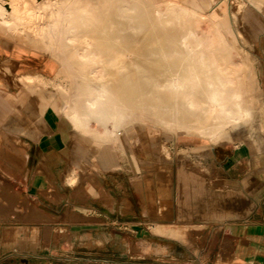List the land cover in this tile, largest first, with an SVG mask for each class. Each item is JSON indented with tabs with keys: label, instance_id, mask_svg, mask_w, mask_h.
<instances>
[{
	"label": "rangeland",
	"instance_id": "obj_1",
	"mask_svg": "<svg viewBox=\"0 0 264 264\" xmlns=\"http://www.w3.org/2000/svg\"><path fill=\"white\" fill-rule=\"evenodd\" d=\"M48 1L27 0L42 6L38 11L31 12L32 19L30 17L28 21L11 22L8 29L0 26V49L4 51H0V90L18 92L0 93L7 95L12 106L7 112L8 117H0V123L4 125V128L0 129V218L5 219L0 221V230L2 242L7 243L9 247L7 256L3 257L0 264H166L164 260L151 258L147 253L150 243L144 241L145 231L164 232L178 237L187 249L193 251L205 263L212 257V249H217L223 244L222 240L217 239L218 227L224 221H219V218L236 216L225 219L236 221L264 217V135L262 159L259 162L258 158L252 156L257 136L259 133L264 134V0H212L221 1L222 6L217 5V11L222 15L223 22L227 27L234 22L239 35L252 43V59L255 64H261L258 88L262 95L260 106H263V115L253 116L240 125L226 129L218 137V141L224 142L225 145L211 143L195 136H183L163 124L151 121L148 95L138 94L151 92H139L134 87L128 92L122 90L117 93L124 97L125 104L145 112L146 115L138 124L125 126L124 120H120L114 139L107 142H100L83 131L73 129L63 115L66 105L64 97L67 98L69 93L64 96L62 92L67 90L68 83L64 77H54L53 71L58 64L51 58L53 52L68 49L69 43L62 42L60 31H65L67 37L70 34L68 31L73 28L72 30L78 31L80 35L95 38L96 44H100V39L106 35L115 39L127 36L128 43L110 44L100 62L104 73L110 70L112 79L120 78L123 83V80L131 79V75L126 73L131 64L136 66L138 59H141V62L144 60L149 68L155 63L151 61L152 55L148 53V45L138 39L132 23L127 25L126 20L131 22L135 7H157L167 0ZM201 1L204 4L207 2ZM55 14L61 17L59 31L48 32ZM25 31L28 34H25ZM12 50L13 53L22 52L19 53V56H22L21 61L11 60ZM137 51L143 53L137 54ZM6 60L12 63H6ZM26 72L27 74H23ZM19 74H23L22 81ZM28 78L34 80L28 81ZM78 83H81L79 79ZM110 84H114V81ZM79 92L87 91L81 86ZM29 94H32V98L27 97ZM92 95L104 99L103 93L98 89H94ZM2 103L3 99L0 97V106ZM48 105L56 110L61 124L68 128L67 146L64 151L66 155L72 157V154L78 153L100 175H112V171H121V179L137 176L146 182L149 181L148 185L141 184L144 191L142 197L149 204L150 210H146V215H143L146 225L142 224L136 228L142 230L136 234L137 239L128 229L124 231H128L130 235L123 233L120 241L110 244L109 247H101L102 245L97 243L101 248L90 244H87L88 248H83L79 239L71 240V233L76 226L70 227V224L87 220L79 218L70 210L63 212V218V214L53 216L42 210L32 209L31 200L26 196H19V193H22L21 187H25V179L19 174L22 169L17 155L24 152L21 146L26 149L24 138L32 136V126L41 119L42 112ZM97 110L106 111L109 108L101 106L97 107ZM97 129L101 131L102 127L98 126ZM109 157L115 162L117 159L116 169L102 167L99 163L101 158ZM80 164L85 166L83 161L78 165ZM71 166L72 161L67 162L64 168L60 167V177H64ZM23 173L25 178L31 174L26 169ZM81 175L73 184L79 183ZM35 178L40 182L36 185L45 201L57 203L64 199V194H58V191L66 187V183L59 178L56 179L59 185L54 183V176L47 163L40 164L35 169ZM101 187L100 182L94 188L99 191ZM120 187L123 192V186ZM68 189L72 193L75 186L69 185ZM83 191L88 194V198L83 194L79 195L81 199L72 194L71 197L82 203L89 199L101 201L87 186ZM78 200H73L75 205L80 203ZM43 201H39V205L47 206ZM159 204L161 216L162 211L169 206L162 218L155 212ZM122 212L128 211L125 209ZM160 223H171L168 227L172 228L165 229ZM16 228H25L26 235L14 237V234H9L12 236L8 238L4 236V231ZM32 229L36 230L38 241H31ZM209 231L215 234V238L210 242L206 237ZM186 254L191 253L188 251ZM216 256L218 258L219 254Z\"/></svg>",
	"mask_w": 264,
	"mask_h": 264
},
{
	"label": "bare ground",
	"instance_id": "obj_2",
	"mask_svg": "<svg viewBox=\"0 0 264 264\" xmlns=\"http://www.w3.org/2000/svg\"><path fill=\"white\" fill-rule=\"evenodd\" d=\"M217 5H221V1L207 0L204 4L201 0H187L186 3L167 0L157 7H135L131 22L127 19L125 23H132L138 39L148 45L151 61L155 63L149 68L143 59L142 62L138 59L136 66L131 64L127 73L124 72L131 75V79L123 80V83L120 78L112 79L110 70L104 73L100 62L110 44L128 43L127 36L115 39L106 35L100 39V44H96L95 38L80 35L73 28L67 37L65 31H60L62 42L69 43V46L67 50L53 52L51 58L58 64L53 71L54 77H64L68 83L62 94H69L64 97L66 105L61 110L63 108V115L73 129L107 142L114 139L120 120H124L125 126L138 124L145 112L125 104L124 97L117 93L128 92L132 87L139 92H151L138 93L148 95L151 121L163 124L174 133L195 136L211 143L225 145L218 141V137L226 129L253 116H262V95L258 88L261 64H255L252 43L239 35L234 22L229 27L225 25ZM40 7L39 3L27 0H0V26L7 28L11 22L28 21L30 17L32 19L31 12ZM60 22V15L55 14L48 32L59 31ZM80 43L84 45L79 46ZM22 78L20 75V81ZM112 81L114 84H110ZM81 86L86 93L79 92ZM94 89L103 93V100L92 95ZM101 106L109 110L98 111L97 107ZM91 123L94 126L91 127ZM98 126L102 127L101 131ZM263 135L259 133L257 136L252 154L259 162L263 154ZM18 162L22 165L20 160ZM85 171L83 164L73 167L68 174L69 181L73 183Z\"/></svg>",
	"mask_w": 264,
	"mask_h": 264
},
{
	"label": "crops",
	"instance_id": "obj_3",
	"mask_svg": "<svg viewBox=\"0 0 264 264\" xmlns=\"http://www.w3.org/2000/svg\"><path fill=\"white\" fill-rule=\"evenodd\" d=\"M0 51L4 52L2 49H0ZM19 53H13L12 50V54L10 53L12 59H10L21 61L22 56L20 57ZM7 62L12 63L10 60H6V63ZM44 66L45 65H43V67ZM0 93L18 92H5L0 90ZM0 97L3 99V106L2 104L0 106V117H8L7 112L12 106L9 104L6 94H0ZM27 97L32 98V94H29ZM3 128L4 125L0 123V129ZM32 129V136L26 139L24 138L26 149L24 146H21L24 152L17 155V159L22 162L20 166L22 170L19 171V174L25 179V187H21L22 193H19V196L28 197L32 202V209L36 208L53 216L63 214V218V212L70 210L74 214H77L79 218L87 220L70 224V227L76 226L71 233V240L72 238L73 240L79 239L81 241L80 245L83 248H86L87 244L95 248H101L105 245L109 247L110 244L119 242L124 235L123 233L130 235L128 231H124L128 229L132 232L131 235L137 239L136 234L140 233L142 230H137L136 228L142 224L146 225L143 215H146V210L150 207L147 201L142 197L144 191L142 190L141 184L148 185L147 183L149 181L146 182L141 177L137 176H127V178L124 177L121 179L119 175L121 171H112V175H100L97 170L94 167H90L87 160L82 158L78 153L72 154V157L66 155L64 151L67 146L68 128L61 124L56 110L51 105H48L44 109L41 119L32 126ZM19 156H21V158ZM71 161L72 166L68 169L64 177H60V167L64 168L66 163ZM81 161L85 162L86 171L79 177V183L76 185L69 181L68 173L73 167L77 168ZM44 162L47 163L51 170L55 180L54 183L57 186L59 185L58 180L56 181L57 178L66 183V187L63 189L58 188V194H64V199L60 202L53 203L49 200L45 201L43 195L38 190L36 184L40 182L38 179H34V171L40 164H45ZM99 163L102 167L112 169H116L118 164L117 159L115 162L111 157L101 158ZM25 169L31 173L30 176L27 175L26 178L23 173ZM100 182L102 187L97 191L94 187L98 186ZM69 185L75 186L72 193L71 190L68 189ZM85 186H87L92 194L101 199V201L89 199L86 203H82L80 200L71 197L72 194V196L80 198L79 195L83 194L88 198V194L83 191ZM120 186H123V192ZM156 194L158 197V190ZM73 200H78L80 203L75 205ZM39 201L45 202L47 206H40ZM168 207L162 211L161 216L159 204V207L155 209L157 216L159 213V217L162 218L164 213L168 211ZM125 209L128 211L127 213L122 212ZM232 217L235 218L236 216L219 218V221H224L218 227L219 232L217 234V239L219 241L222 240L223 244L218 246L217 249L216 247L212 249V257L208 258L205 263L201 261V258L193 251L187 249L185 245L178 240V237H173L164 232H160V234L153 232L148 233V231H145V235H143V237H145L144 241L150 243L146 251L150 254L151 258L164 260L163 262L166 264H264V217L260 216L259 219L256 220H225ZM4 220V218H0V221ZM160 225L165 229L172 228L168 227L171 223H160ZM216 229L217 228H214V230ZM9 234H14V237L26 235V230L25 228H16L12 231L8 229L4 231L5 237L8 238L12 236ZM1 236L0 230V261H2L3 257L7 256L9 250L8 244L2 242ZM138 236L141 237L142 235ZM206 237L210 242L212 238H215V234L209 231ZM30 239L33 242L38 241L35 229L31 230ZM95 243L96 245H94ZM97 243H100L102 246L99 247ZM188 251L191 253L190 255L186 254ZM216 254H219L218 258Z\"/></svg>",
	"mask_w": 264,
	"mask_h": 264
}]
</instances>
